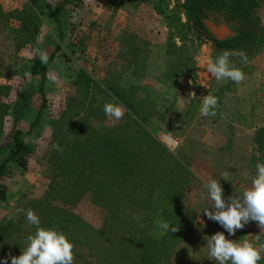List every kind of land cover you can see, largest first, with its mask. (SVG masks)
<instances>
[{"label": "trees", "instance_id": "trees-1", "mask_svg": "<svg viewBox=\"0 0 264 264\" xmlns=\"http://www.w3.org/2000/svg\"><path fill=\"white\" fill-rule=\"evenodd\" d=\"M134 1L151 4L167 23L169 37L164 55L168 62L163 76L172 85L184 80L189 85L197 68L198 50L208 42L213 44L212 60L224 50H242L247 56L246 63L240 56L230 57L238 68L264 54V0H185V22L179 8L170 9L171 0ZM47 3L27 0L24 10L14 18L16 23L13 26L6 23L4 30H0L1 34L7 30L9 34L5 37L15 43L17 55L25 49L33 52L38 49ZM69 5L81 10L84 1L59 3L53 14L59 26L58 42L47 53V64H42L35 52L31 81L13 105L6 102L12 93L11 86L0 84V138L5 134L6 143L0 146V151L6 154L0 164V179L13 168L22 172L28 168L35 147L26 137L43 122L50 66L58 56L68 64L73 62L74 51L65 52L66 34L61 20L62 11ZM210 14L223 15L234 23L233 36L224 40L215 38L205 24ZM0 21H4L1 10ZM122 40L118 61L127 66L130 77L124 81L115 66L102 79L80 69L73 82L74 93L66 99L63 112L50 119L52 140L44 157L43 173L49 186L40 198L31 199L20 208L24 211H13L7 221L0 223V264L5 259L11 264L12 256L22 254L27 236L35 233V226L26 219L28 209L39 216L42 227L66 234L75 245L73 264H169L176 247L191 237L192 224L182 218L180 204L174 203L184 196L176 187L196 184L208 195L207 188L185 162L157 139L149 121L160 113L158 105L150 100L149 94L141 95L144 88L135 84L150 73L152 65L148 58L159 45L131 33H125ZM37 79L41 81L36 88ZM36 94L42 99L38 108L33 105ZM106 102L121 104L125 115L115 126L98 127L107 118L103 111ZM30 111L35 112V118L24 129V117ZM8 117L11 125L7 130ZM54 144L62 151L55 150ZM256 152L264 154V129L257 132ZM8 198L7 189L0 186V206ZM86 198L106 212L102 230L83 223L74 212ZM155 206L156 216L165 217L168 223L179 227L178 231L161 229L160 236L151 234L155 218L150 213ZM137 215L139 220L134 219Z\"/></svg>", "mask_w": 264, "mask_h": 264}, {"label": "rangeland", "instance_id": "rangeland-1", "mask_svg": "<svg viewBox=\"0 0 264 264\" xmlns=\"http://www.w3.org/2000/svg\"><path fill=\"white\" fill-rule=\"evenodd\" d=\"M47 11L43 16L41 35L38 41V49L46 53H51L58 42V24L54 21V12L62 0H46ZM98 0V10L84 12L81 10H70L61 13L63 29H65V52L72 55L73 62L68 64L61 57L50 66L48 79L46 81L47 109L44 111L43 122L33 129L31 136L26 137L35 147L33 157L29 160L28 168L25 171L12 169L0 179V186H4L9 194L8 201L0 206V223L7 221L13 211L24 207L31 199L40 198L49 186L48 180L44 177V157L52 140L49 129L51 118L58 117L64 110L66 99L74 93L73 82L80 69L87 70L93 77L102 79L105 74L114 67L120 78L124 81L130 77L127 66L118 61V54L122 38L125 33L138 34L142 38L151 39L158 43V47L153 49V54L148 58L152 69L149 74L135 81L139 87H143L150 95V100L158 105L156 117L149 121V127L155 133L157 139L162 142L175 156L185 162L198 178L206 185L211 179L219 180L223 190L224 199L228 202V197L241 194L240 185L252 182L256 176L257 163H264V155L254 149V159L259 162H251L246 166L242 161L243 156L248 155V144L245 140H238L241 136L236 132L234 125V113L232 109L235 100L228 101V93H232L234 83L231 80H224L217 83L216 79L207 71V63L212 60L213 44L208 42L198 50L199 58L195 71L192 72L189 85H185L186 80L176 85H172L164 76L163 69L166 68L168 27L165 20L159 16L152 5L136 2L134 0ZM27 0H0V10L3 13V22L0 21V30H4L7 23L13 26L18 12L24 10ZM171 10L179 8V13L185 22V0H171ZM12 23V24H11ZM209 32L217 39L224 40L233 36L235 24L228 21L227 17L219 14H210L205 22ZM9 34L7 30L0 33V84L9 85L12 88L11 96L6 100L13 105L21 92L31 81L30 67L32 66L35 52L25 49L19 55L15 52V43L6 39ZM178 46L180 42L176 40ZM261 57V59H260ZM264 57L259 56L254 62L242 66L241 69L246 74L251 73L256 61L262 62ZM231 60V59H230ZM235 65V62L231 60ZM55 77V79H53ZM35 81V87H39V81ZM39 81V83H38ZM194 92V94H193ZM212 94L218 97V108L215 116L202 117L200 108L203 97ZM223 100V102H222ZM228 102L225 103L224 102ZM226 109L223 111V104ZM42 104L39 94L33 99V105L38 108ZM33 106V107H34ZM35 112L30 111L24 117L22 128H29V124L34 121ZM120 122L108 117L98 124V127L107 125L115 126ZM205 124L215 125L224 131V139H228V144L224 149L206 144L204 137ZM237 124V123H236ZM11 118L8 117L5 129H9ZM220 140L221 133L215 136ZM5 134L0 138V146H5ZM174 139V143H173ZM242 139V138H241ZM211 142V141H210ZM230 159L227 167L226 158ZM5 152L0 151V164L5 160ZM226 167L228 169L227 180L223 182L222 175ZM194 184V183H193ZM178 190L184 192V196L174 202L180 204L182 208V218L192 224V234L187 242L179 244L174 250L172 260L169 264H217L209 257L207 247V237L216 232H224L227 239L234 241L248 240L254 246L264 244V232L262 235H255L244 227L237 230L235 235H229L227 231L218 223L209 220L204 215L203 209L211 207L212 201L205 190L192 187L184 188L177 185ZM182 204V205H181ZM162 205H165L162 204ZM161 206V205H160ZM160 208V207H159ZM150 216L154 219L151 234L160 236V221L168 220L165 217L156 216L158 208H152ZM214 211L213 208H209ZM74 212L81 221L93 226L97 230H102L107 214L104 210L96 207L89 198L83 200ZM163 216V215H162ZM203 221V224L201 223ZM259 237V239H257ZM264 262V253L261 254Z\"/></svg>", "mask_w": 264, "mask_h": 264}, {"label": "clouds", "instance_id": "clouds-1", "mask_svg": "<svg viewBox=\"0 0 264 264\" xmlns=\"http://www.w3.org/2000/svg\"><path fill=\"white\" fill-rule=\"evenodd\" d=\"M34 51L42 64L48 63L46 52H41L39 49ZM231 56H240L245 63L247 62V56L242 50H224L215 60L208 61L207 71L216 79L217 83L231 80L240 84L244 81L245 73L231 62ZM218 103V97L207 94L203 97L200 115L202 117L215 116ZM103 111L106 117L117 121L125 115L124 107L118 102H106ZM53 148L62 151L58 144H54ZM256 170L257 174L252 179L250 187L241 194L228 197L227 203L219 180L211 179L205 185L212 201L209 208H213L214 211L205 208L203 209L204 215L209 220L218 222L229 235H235L236 231L243 229L249 221H257L264 232V163H257ZM222 178L227 180V173L223 174ZM19 211L24 210L20 209ZM26 219L30 225L35 226L36 231L27 236V245L22 249V254L18 257H11V264H73L75 245L67 238L66 234L56 228L42 227L39 216L32 209L27 210ZM134 219L139 220L140 216H134ZM201 223L203 224V221ZM140 226L143 227V224ZM159 227L165 232L179 230V227L166 221H160ZM206 240L209 257L217 264H258V261L262 259L261 254L264 253V244L254 246L248 240H230L226 238L224 232L218 231L207 237ZM4 264H7V259Z\"/></svg>", "mask_w": 264, "mask_h": 264}, {"label": "crops", "instance_id": "crops-1", "mask_svg": "<svg viewBox=\"0 0 264 264\" xmlns=\"http://www.w3.org/2000/svg\"><path fill=\"white\" fill-rule=\"evenodd\" d=\"M83 1L85 9L84 12H86L87 14L90 10H98V0ZM69 6H66L62 13L65 11H69ZM73 13L74 9L72 14ZM262 57H264V54L262 55ZM57 59L58 57L55 60ZM256 63L260 64H256L253 71L245 75L244 81L240 84H235L232 93H228L227 95L228 101L232 99L235 100L232 109L229 111L234 113V121L236 120L237 124L233 122L230 124L235 126L236 132H238V134L241 136L242 139L239 138L238 140H245V142L250 144L248 145V149H250L248 151V155H245L242 158V161L246 166H249L250 163L254 161L253 153L256 147L257 132L264 129V58L262 59V62H259L258 60L256 61ZM225 103L228 104V102ZM225 103L222 106L224 112L226 109ZM203 131L205 134L208 133V135L204 137L207 145L214 147L217 146L224 149L228 144V139H224V131L221 130V128L216 127L215 125L205 124ZM218 131H220L221 133L220 140L217 137H213V134L216 136ZM226 162L228 167L230 162L228 156L226 158ZM227 167L224 174L227 173L228 177ZM225 181L226 180L223 179L222 183H224ZM250 185L251 182H248L246 185H240L238 188H241L242 191L250 187ZM245 228L247 229V231H250L255 235L263 234L257 221H249V223L245 225Z\"/></svg>", "mask_w": 264, "mask_h": 264}, {"label": "built area", "instance_id": "built-area-1", "mask_svg": "<svg viewBox=\"0 0 264 264\" xmlns=\"http://www.w3.org/2000/svg\"><path fill=\"white\" fill-rule=\"evenodd\" d=\"M264 241V240H263Z\"/></svg>", "mask_w": 264, "mask_h": 264}]
</instances>
